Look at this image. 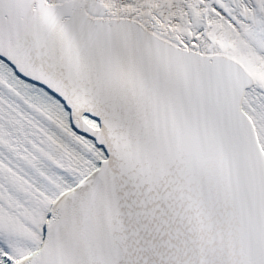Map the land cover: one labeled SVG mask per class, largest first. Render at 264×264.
<instances>
[{
    "label": "snow or ice",
    "instance_id": "obj_1",
    "mask_svg": "<svg viewBox=\"0 0 264 264\" xmlns=\"http://www.w3.org/2000/svg\"><path fill=\"white\" fill-rule=\"evenodd\" d=\"M0 264H264V0H0Z\"/></svg>",
    "mask_w": 264,
    "mask_h": 264
}]
</instances>
